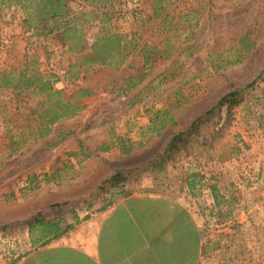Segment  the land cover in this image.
<instances>
[{"label":"rangeland","instance_id":"1","mask_svg":"<svg viewBox=\"0 0 264 264\" xmlns=\"http://www.w3.org/2000/svg\"><path fill=\"white\" fill-rule=\"evenodd\" d=\"M35 1L0 0V72L53 74L51 89L75 107L47 125L36 81L0 86L15 121H31L12 131L27 140L21 148L0 146V255L23 243V221L37 211L58 216L68 204L83 215L88 201L155 192L198 217V264H264V0H65L70 14L88 11L81 41L53 23L44 33ZM101 27L124 35L117 66L87 65V50L69 48L89 47ZM230 90L239 100L214 138L225 114L161 160L172 135ZM115 171L125 179L103 185Z\"/></svg>","mask_w":264,"mask_h":264},{"label":"crops","instance_id":"2","mask_svg":"<svg viewBox=\"0 0 264 264\" xmlns=\"http://www.w3.org/2000/svg\"><path fill=\"white\" fill-rule=\"evenodd\" d=\"M84 210L79 219L87 218L44 243H31L28 228L23 229V243L4 251L0 264L199 263L200 222L180 199L138 192Z\"/></svg>","mask_w":264,"mask_h":264},{"label":"trees","instance_id":"3","mask_svg":"<svg viewBox=\"0 0 264 264\" xmlns=\"http://www.w3.org/2000/svg\"><path fill=\"white\" fill-rule=\"evenodd\" d=\"M33 11L35 21H45L43 25L44 33L53 31L54 28L50 24L53 23L57 28L61 29L65 39L74 40L75 38L77 41H81L84 38L85 32L83 31L82 24L78 22V19L86 15L88 13L87 10L82 11L80 15L76 16L75 14H70L65 0H36L33 4ZM123 40L124 35L112 31L109 28L104 29L101 27L89 47L85 45L86 43H83L78 47H74V45L71 44L69 48H78L81 52L87 50V53H84L82 57L83 63L87 65L89 62L102 61L103 64H114V66H117L120 62L119 57L122 55L121 52L124 47ZM53 76V74H50L47 78H44L41 74L26 76L23 70H20L19 74L2 71L0 72V86L11 85L16 88L18 87L17 84L20 85L24 83L26 86H29L36 81V88L40 91H45V98L40 104L41 107L39 106V116L49 125L61 117L68 115L70 108L75 107V105H72L69 101L61 100L58 94L60 90L54 91L51 89V78ZM52 95H55L57 99L55 103L50 105L48 101ZM239 96V90H230L223 94L213 107L197 116L186 129L172 135L169 144L161 153L160 159L170 158L176 151H179L183 147L186 148L187 144L190 143L193 138L201 134L202 127L205 124H209L213 115L217 114L222 117L223 114H225V118L221 125H218L219 122L212 123L215 125V129L211 135V139L214 138L218 131H220V128L225 126L229 120L231 110L238 102ZM2 104L3 103H0V146H2L4 150L15 151L21 148L27 140L22 135H19L17 138L12 137V131L15 129L21 133L24 131L25 127L29 128L31 126V121H25L24 123L15 121L13 107L9 105L3 106ZM27 115L30 116L29 113ZM42 126H46V124L39 123L34 130L40 134L42 132ZM3 133H7L8 138L4 139ZM206 141L207 137L203 136V143ZM124 179L125 175L122 171H115L110 177L103 180V185L109 184L112 187L118 185ZM189 186H193V181L189 182ZM209 188L212 191L215 204L219 205L220 202L217 196L216 185L210 184ZM93 205V201H88L86 208H93ZM106 205L107 203H103L100 207H97V210L105 208ZM56 212L60 214L59 218L47 217L46 214L37 211L24 219L23 222L27 225L31 243H44L51 238L58 237L72 228L81 218L84 219L88 217V214H85L79 219L78 211L68 204L59 205ZM64 212L70 213L73 219L72 222H67Z\"/></svg>","mask_w":264,"mask_h":264}]
</instances>
